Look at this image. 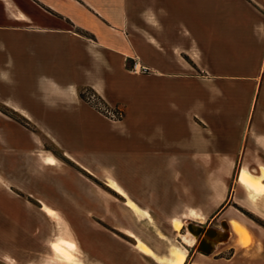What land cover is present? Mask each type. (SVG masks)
Returning <instances> with one entry per match:
<instances>
[{"label":"crops","instance_id":"1","mask_svg":"<svg viewBox=\"0 0 264 264\" xmlns=\"http://www.w3.org/2000/svg\"><path fill=\"white\" fill-rule=\"evenodd\" d=\"M260 3L0 0V104L33 128L0 119L7 124V131L0 125V161L12 185L46 214L45 206L53 209L57 217L49 216L60 223L59 210L94 203L88 175H111L136 194L145 187L171 191L176 177L188 176L182 163L235 160L241 90L255 88L264 70ZM81 88L125 114L104 115L80 96ZM46 141L84 172L71 169ZM191 210L190 217L205 219ZM225 216L246 244L237 229L245 226L233 211ZM121 231L138 242L132 231ZM185 236L187 243L195 234ZM259 252L253 253L258 263Z\"/></svg>","mask_w":264,"mask_h":264},{"label":"rangeland","instance_id":"2","mask_svg":"<svg viewBox=\"0 0 264 264\" xmlns=\"http://www.w3.org/2000/svg\"><path fill=\"white\" fill-rule=\"evenodd\" d=\"M255 4L252 3V6ZM261 5L264 11V4ZM252 6L248 5V8L254 9ZM245 29L241 28L240 33L245 32ZM241 91L244 93L240 98L241 144L235 160L182 163L181 168L187 171L188 176L176 177L175 188L171 187V191L167 186L164 189L140 188L136 191L138 194L126 189L131 198L152 214L151 220L136 217L125 204L126 198L106 183L108 179H118L111 175L107 179L88 175L96 185L94 191L90 190L94 203L87 208L59 210V223L43 209L37 208L38 202L27 193L12 185L6 172V160L0 161V199L4 201L0 202V264H165L140 252L132 245L137 244L136 238H132L135 239L134 242L131 241L132 244L128 243L124 235L113 227L132 231L133 235L147 242L158 255L169 258L175 247L183 245L185 235L193 233L187 232L189 229L186 228L176 231L177 224L184 225L192 219L197 220L190 217L191 208L204 215L205 219L200 221H210L219 212L217 217L220 220H229L225 212L233 211L234 217L252 236L248 243L243 244L234 229L233 232L229 231L228 235L231 237L228 244L235 246V257L227 262L223 259L215 260L223 254H212L207 259L200 256L206 264H232L237 259H246L249 252L247 248L251 247L260 249V263L264 264V70L260 73L255 88L244 87ZM86 93L88 101L104 115L121 118L125 114L122 107H110L99 96ZM0 110L4 112V115L0 114V119L7 120L10 117L32 128L24 117L9 113L1 104ZM0 125L7 131V124L3 120ZM45 146L53 153L56 152L58 155L54 154L63 159L71 169L84 172L54 144L46 141ZM118 183L121 185L119 181ZM174 190L176 193H173ZM27 201L35 203L36 207ZM25 202L29 207L23 209ZM236 208L243 209L246 215L239 213ZM195 210H191L190 214ZM14 214L18 217H14ZM171 216L179 217L173 219V225L170 222ZM252 217L261 221L263 226L252 221ZM65 225L78 244V259L74 261L60 259L59 252H55L53 248ZM30 237L36 241H33L34 244H29ZM229 245H218L217 249L222 250ZM242 250L247 252L245 256ZM190 254H187L185 264H188ZM241 254L244 258L240 257Z\"/></svg>","mask_w":264,"mask_h":264},{"label":"flooded vegetation","instance_id":"3","mask_svg":"<svg viewBox=\"0 0 264 264\" xmlns=\"http://www.w3.org/2000/svg\"><path fill=\"white\" fill-rule=\"evenodd\" d=\"M236 210L243 214L246 215L244 211H242L243 209H237ZM220 213V212H219ZM215 214L212 219L210 221H208L209 219H207V221H200V220H191L188 222V224H184L183 225V230L189 229L191 232H193L196 236V241L190 245L187 244L184 240L182 241L183 246L187 249V254L189 255L190 252H192L190 255V260L188 262V264H191V262L195 259H200L201 261H203L201 257L203 258H208L210 255L214 254V256L216 255H220L223 254L221 256H219L218 258H215V260H219V259H223L226 260L227 262L232 261V259L235 257V255L237 254V251L235 249L234 245H229L228 240L230 239V235L229 231L233 232V227L230 223V220H220L217 216L218 214ZM216 220V221H214ZM252 221H254L255 223H258L259 226H263V224L261 223V221L259 222L258 220H256L254 217L251 218ZM214 221V222H213ZM113 229H116L118 231H120L121 234L124 235L125 241L128 243H131L135 241V239H132L133 237L129 236L127 234H125L124 232L121 231V229L117 228V227H113ZM112 231V229H109ZM203 231L207 232H211L216 234V237H214L212 240L206 239L205 240V236L202 233ZM131 237V238H130ZM130 240V241H129ZM132 241V242H131ZM133 246L136 247L135 244H132ZM218 245H229L227 247H225V249H217ZM264 246V244H263ZM222 248V247H221ZM249 250L248 254L246 251L242 250V254L245 256V254H247V259H243V260H236L235 262H231L232 264H261V263H257V261L255 260V256H253L254 250L255 248H247ZM215 251V252H214ZM214 252V253H213ZM225 254V255H224ZM240 255V257H242L243 255ZM187 255V256H188ZM244 258V257H242ZM187 261V260H186ZM205 263V261H203ZM237 262V263H236Z\"/></svg>","mask_w":264,"mask_h":264},{"label":"bare ground","instance_id":"4","mask_svg":"<svg viewBox=\"0 0 264 264\" xmlns=\"http://www.w3.org/2000/svg\"><path fill=\"white\" fill-rule=\"evenodd\" d=\"M107 184L110 185L117 192H119L124 198H126L125 204L133 211V213L136 215V217L139 216L140 218H146L148 220H151L152 214L150 215L149 211L145 210L143 207H141L137 203V201H135L133 198H131L130 195L127 193V191L122 186H120L114 180H111V179L107 180ZM44 210L47 212L48 215L53 216V217H57L56 212L53 209H51L50 207L45 206ZM198 218H201V216H199ZM60 223H61V221H60ZM155 226L156 225H154V227ZM176 227L180 228V224L177 225ZM237 229H238L239 233L242 235L243 240L246 243H248L252 239L251 233L249 232L248 229H246L245 227H243L241 225H239ZM195 237H192L191 239H187V243H189V244L194 243L195 239H196ZM58 245H59L58 257L60 259H62L64 261H74V260L78 259L77 258V254H78V250H79L78 244L74 240V238L72 237L71 231L67 225H65V227L63 228V233H62L61 237H59V239H58ZM136 248L140 252L152 257L156 261H158L160 263H165V264H183L187 258V249L183 245L175 247V249H173L170 252L169 258L161 257L160 255H158L152 249V247L147 244V242L145 243L140 238H138Z\"/></svg>","mask_w":264,"mask_h":264},{"label":"trees","instance_id":"5","mask_svg":"<svg viewBox=\"0 0 264 264\" xmlns=\"http://www.w3.org/2000/svg\"><path fill=\"white\" fill-rule=\"evenodd\" d=\"M86 92H89L90 94H93L95 96H98L91 88H81L80 89V96L85 99V100H89V97L87 95ZM56 155H58L56 152H54Z\"/></svg>","mask_w":264,"mask_h":264},{"label":"water","instance_id":"6","mask_svg":"<svg viewBox=\"0 0 264 264\" xmlns=\"http://www.w3.org/2000/svg\"><path fill=\"white\" fill-rule=\"evenodd\" d=\"M202 233H203L204 236H205V240H206V239L212 240L214 237H216V234L211 233V232H209V231H207V232L203 231Z\"/></svg>","mask_w":264,"mask_h":264}]
</instances>
